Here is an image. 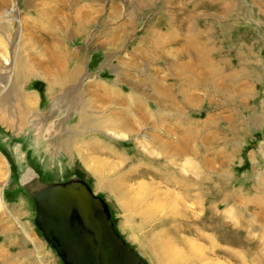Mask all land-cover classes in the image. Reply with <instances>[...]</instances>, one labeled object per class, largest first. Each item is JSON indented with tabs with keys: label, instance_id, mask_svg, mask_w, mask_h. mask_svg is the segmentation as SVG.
I'll return each instance as SVG.
<instances>
[{
	"label": "rangeland",
	"instance_id": "rangeland-1",
	"mask_svg": "<svg viewBox=\"0 0 264 264\" xmlns=\"http://www.w3.org/2000/svg\"><path fill=\"white\" fill-rule=\"evenodd\" d=\"M75 177L146 264H264V0H0V264Z\"/></svg>",
	"mask_w": 264,
	"mask_h": 264
},
{
	"label": "water",
	"instance_id": "water-1",
	"mask_svg": "<svg viewBox=\"0 0 264 264\" xmlns=\"http://www.w3.org/2000/svg\"><path fill=\"white\" fill-rule=\"evenodd\" d=\"M24 188L35 201V223L53 247L59 236L70 238L71 261L58 249L66 264H126L130 257L146 264L116 230L108 204L82 178L55 182L33 178ZM82 237L85 243L80 245L75 239Z\"/></svg>",
	"mask_w": 264,
	"mask_h": 264
},
{
	"label": "flooded vegetation",
	"instance_id": "flooded-vegetation-1",
	"mask_svg": "<svg viewBox=\"0 0 264 264\" xmlns=\"http://www.w3.org/2000/svg\"><path fill=\"white\" fill-rule=\"evenodd\" d=\"M36 216V215H35ZM79 230H84V226H83V228H79ZM43 233V232H42ZM54 237H56V236H54ZM54 237H52V238H54ZM58 238H60V240L58 241V242H56V244L58 245V246H54L57 250L58 249H60V251L62 252V253H64L65 254V260H67L68 259V261H71V260H69V258H70V252H71V248L69 247V245L67 244V242L69 241V237L68 238H66V236L64 237H58ZM84 238H85V235H84ZM84 238L82 237V238H76L75 239V241H77L78 243H80V245H82L83 244V242L85 243V241H84ZM71 241H73V239H71ZM82 243V244H81ZM59 247V248H58ZM83 247H85V246H83ZM63 260H64V258H63ZM64 260V263L66 262ZM70 263V262H69ZM141 264V263H137V261L136 260H131V257H130V259L128 260V261H126V264ZM66 264V263H65ZM70 264H72V263H70ZM77 264V263H76Z\"/></svg>",
	"mask_w": 264,
	"mask_h": 264
},
{
	"label": "bare ground",
	"instance_id": "bare-ground-1",
	"mask_svg": "<svg viewBox=\"0 0 264 264\" xmlns=\"http://www.w3.org/2000/svg\"><path fill=\"white\" fill-rule=\"evenodd\" d=\"M135 118H136V116H135ZM119 121V120H118ZM134 120H132V119H125V120H123L122 122H120V125L123 127V129H126L127 127H133L134 128V122H133ZM120 126V127H121ZM184 149H186V148H184ZM175 152V151H174ZM172 155H173V151H172ZM171 156V155H170ZM103 187V186H102ZM157 197V196H156ZM167 204V203H166ZM172 237V236H171ZM168 239V238H167ZM166 242V241H165ZM165 246H171V245H169V244H164ZM163 245V246H164ZM167 248V247H166Z\"/></svg>",
	"mask_w": 264,
	"mask_h": 264
}]
</instances>
